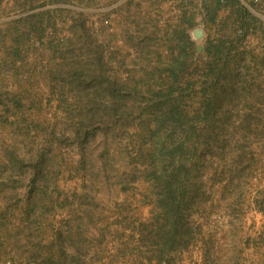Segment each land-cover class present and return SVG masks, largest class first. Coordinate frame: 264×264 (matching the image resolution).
I'll use <instances>...</instances> for the list:
<instances>
[{
  "label": "rangeland",
  "instance_id": "obj_1",
  "mask_svg": "<svg viewBox=\"0 0 264 264\" xmlns=\"http://www.w3.org/2000/svg\"><path fill=\"white\" fill-rule=\"evenodd\" d=\"M0 264H264V0H0Z\"/></svg>",
  "mask_w": 264,
  "mask_h": 264
},
{
  "label": "water",
  "instance_id": "obj_2",
  "mask_svg": "<svg viewBox=\"0 0 264 264\" xmlns=\"http://www.w3.org/2000/svg\"><path fill=\"white\" fill-rule=\"evenodd\" d=\"M195 37H196V38H201V37H202V32H201L200 30H197V31L195 32Z\"/></svg>",
  "mask_w": 264,
  "mask_h": 264
}]
</instances>
